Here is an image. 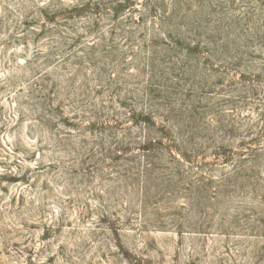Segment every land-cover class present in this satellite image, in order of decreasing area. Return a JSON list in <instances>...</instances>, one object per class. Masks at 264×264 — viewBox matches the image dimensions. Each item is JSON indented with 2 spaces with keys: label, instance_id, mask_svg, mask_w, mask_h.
Segmentation results:
<instances>
[{
  "label": "rangeland",
  "instance_id": "1",
  "mask_svg": "<svg viewBox=\"0 0 264 264\" xmlns=\"http://www.w3.org/2000/svg\"><path fill=\"white\" fill-rule=\"evenodd\" d=\"M0 264H264V0H0Z\"/></svg>",
  "mask_w": 264,
  "mask_h": 264
}]
</instances>
